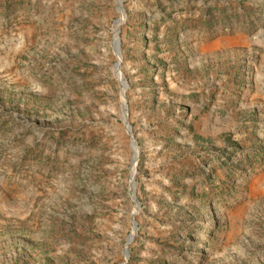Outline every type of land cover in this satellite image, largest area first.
<instances>
[{"label": "rangeland", "instance_id": "1", "mask_svg": "<svg viewBox=\"0 0 264 264\" xmlns=\"http://www.w3.org/2000/svg\"><path fill=\"white\" fill-rule=\"evenodd\" d=\"M122 263L264 264V0H0V264Z\"/></svg>", "mask_w": 264, "mask_h": 264}, {"label": "water", "instance_id": "2", "mask_svg": "<svg viewBox=\"0 0 264 264\" xmlns=\"http://www.w3.org/2000/svg\"><path fill=\"white\" fill-rule=\"evenodd\" d=\"M118 2H120V0H118ZM117 56L120 57V52H119V49H117ZM117 66L119 65V60H118V63L116 64ZM122 98H123V101H124V94H123V91H122ZM125 102V101H124ZM126 116L123 117V104H122V119H123V122L125 124V128L127 129V131L130 133L131 132V128L129 126V124L127 123V112L125 114ZM132 145L135 147V151H134V157L132 159V163H133V169L135 168V165H136V162H137V158H138V152H137V147H136V143L132 140ZM132 146V147H133ZM133 174H134V170H132ZM131 187H132V192H131V200H132V203H133V211H132V214H131V232L130 234L128 235L127 237V241H126V244L124 246V249H123V256H124V261L126 262V260L128 259V256H129V251H128V246L129 244L133 241L134 237H135V234H136V231H137V224L134 220V217L135 215L137 214L138 212V208H139V203L137 201V199L135 198V195H134V188H135V183L133 181V177L131 178ZM124 264V263H122Z\"/></svg>", "mask_w": 264, "mask_h": 264}, {"label": "bare ground", "instance_id": "3", "mask_svg": "<svg viewBox=\"0 0 264 264\" xmlns=\"http://www.w3.org/2000/svg\"><path fill=\"white\" fill-rule=\"evenodd\" d=\"M116 41V43H117V45H118V41H117V39L115 40ZM118 59H120V57H118ZM126 112H127V110H126V107H125V105L123 104V117H125L126 115ZM133 146V145H132ZM133 150L135 151L136 149H135V147L133 146ZM134 170V169H133Z\"/></svg>", "mask_w": 264, "mask_h": 264}]
</instances>
